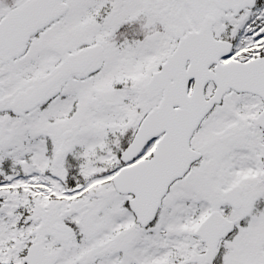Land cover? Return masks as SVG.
Listing matches in <instances>:
<instances>
[{
  "label": "snow or ice",
  "instance_id": "1",
  "mask_svg": "<svg viewBox=\"0 0 264 264\" xmlns=\"http://www.w3.org/2000/svg\"><path fill=\"white\" fill-rule=\"evenodd\" d=\"M0 264H264V0H0Z\"/></svg>",
  "mask_w": 264,
  "mask_h": 264
}]
</instances>
